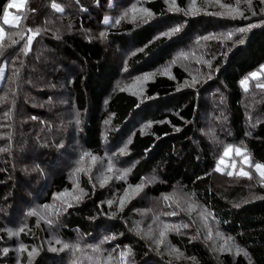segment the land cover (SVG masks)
Segmentation results:
<instances>
[{
  "label": "trees",
  "instance_id": "1",
  "mask_svg": "<svg viewBox=\"0 0 264 264\" xmlns=\"http://www.w3.org/2000/svg\"><path fill=\"white\" fill-rule=\"evenodd\" d=\"M8 2L0 0L6 30L0 46V148L7 149L0 151V250L9 252L0 254V264H16L20 243L29 251L38 248L32 264H72L74 258L78 264H119L125 245L132 249L128 264H264V185L254 168L264 163V89L256 86L264 78L250 80L247 92L239 84L264 64L260 0H195L202 11L188 16L169 12L170 0H26L15 26L2 23ZM188 2L175 4L186 9ZM220 4L238 7L243 16L210 14L219 13ZM133 5L150 9L153 17L133 21ZM249 23L256 26L231 40H198ZM177 24L179 33L159 35ZM29 29L40 34L25 55ZM144 73L153 75L143 89L130 90V80ZM228 145L246 150L254 178L215 171ZM84 153L90 155L81 160ZM109 161L114 172L101 187L90 167L107 171ZM36 165L43 172L33 171ZM81 167L85 171H76ZM124 168L130 169L126 178L117 179L116 170ZM142 180L143 191L118 211L124 189ZM74 184L76 194L83 189L87 195L57 215L61 200L54 194H71ZM107 200L116 203H100ZM32 209L37 214L27 215ZM142 210L157 226L179 230L169 231L165 245L157 247L136 228ZM169 211L176 215H164ZM197 215L202 227L192 222ZM21 227L18 236L8 235ZM112 234L116 238L101 244L99 253L87 247ZM54 237L79 243L81 251H50L62 247ZM237 247L248 256L237 255ZM173 248L183 255L177 258ZM19 258L28 264L27 252Z\"/></svg>",
  "mask_w": 264,
  "mask_h": 264
},
{
  "label": "snow or ice",
  "instance_id": "2",
  "mask_svg": "<svg viewBox=\"0 0 264 264\" xmlns=\"http://www.w3.org/2000/svg\"><path fill=\"white\" fill-rule=\"evenodd\" d=\"M168 2H169V0H166V3H168ZM216 2L220 3V0H216ZM248 2L250 3V0H248ZM25 3H26V0H12V3H11L10 6L11 7H15L17 9H22V8L25 7ZM99 3H100V0H97V4L98 5H99ZM260 3L262 5H264V0H260ZM52 7L54 9H56V11H58V12H63L64 11V9L60 5H58L56 3H53ZM220 7L228 9L229 10L228 15H230L232 19H236L237 18L236 15H233V13H239L240 16H243V12H240V9L238 7L237 8H233V6L231 4H220ZM168 11L169 12H181L182 11V12H184V14L186 16H188V15H197V14H199L200 9L197 8L195 0H191L190 5L186 9L179 8L175 4V0H170V7L168 8ZM262 11H264V9H262ZM131 12L133 13V16H132L133 21H136L137 19H140V20H143V21L146 22L147 20H149V19H151L153 17V13L151 12V10L148 9V8H144V7L137 8L135 5H133L132 8H131ZM137 13H139V16L136 15ZM210 14H212V15H225V13H210ZM125 15H127V13H125ZM253 15H256V13H253ZM244 18H246V17H244ZM20 19H21L20 16L12 15L8 11V6L5 7L4 12H3V24L4 25L15 26V25L18 24ZM119 22H120V20L117 19L116 23H119ZM103 23L106 24V25L109 23V17L108 16L104 17ZM185 23H186V21H185ZM261 23H264V19L261 20ZM255 26L256 25L249 23V24H247L244 27H240V28L235 29V30H229L226 33H220V34L208 33L206 36L198 37V40H209V39H216V38H219V37H223L225 39L231 40L233 35H235L236 32L244 34L247 31L251 30ZM181 30H182L181 29V25L177 24V25H175L173 27H169L166 31L160 32L159 35L162 36V37H172L175 34L179 33ZM28 31H29L30 34L27 35L26 43H25L24 47L21 50L25 55H27L28 52L31 50V46H32L34 38L37 35L40 34V30L39 29H37L35 31H33L32 29H29ZM104 35L105 34L103 32L100 33L101 37H104ZM5 36H6V33H5L4 28L0 27V46H2L3 41L5 40ZM8 38L11 40V36H9ZM238 42L239 43H243V39L241 38ZM11 43L15 44V43H17V41L16 40H11ZM139 51H143V49H139ZM206 63L208 65V67L211 69L212 65H211L210 61H206ZM4 73H5V67L4 66H0V78H3ZM151 75H153V74H150V73H144L143 74L145 79H147ZM261 77H264V64H261L259 66L258 70H255V71H252V72L248 73L244 78H242L239 81V84H240L241 88L245 92H247L248 89H249L250 80H259ZM208 78L211 79V74L210 73L208 75ZM69 83H71V81H69ZM197 83H198V81L195 78H193L192 85L194 86ZM256 86L258 88L264 89V83H257ZM51 102H52L51 98H49V103H51ZM137 107H139V105H137ZM31 119L39 120V117L33 116V117H31ZM259 122H260L259 120L256 121V123H259ZM41 123H44V121H41ZM75 123H76L77 126L80 123L78 115H77V118L75 120ZM106 123H107V121H106ZM252 126L255 127V124H253ZM176 131H179V129H176ZM250 134H251L250 132L246 133V135H250ZM128 143H131V141L129 140ZM60 146H62V145H60ZM127 147H128V144L126 143L123 147L119 148V150H118L119 154L120 155L126 154ZM6 150L7 149L0 148V151H6ZM145 151H147V149ZM232 151H233V146L232 145H228V147L224 151V156L230 155V153ZM234 151H235L236 156H241L243 154V152L246 151V150H244V149H242L240 147H236L234 149ZM89 155H90L89 153H84V155L81 156L80 159L83 160L85 156H89ZM91 159H92L93 162H95L96 157L92 156ZM223 163H224V159H223V157H221L220 161L215 166V171L223 172L224 169L221 167V165ZM243 163L244 164H249L250 163L248 155H243ZM254 168H255V171L260 176V183L262 185H264V163H256L254 165ZM88 170L90 171V169H88ZM33 171L43 172V170L40 169L39 165H36L35 168H33ZM76 171L83 172V171H85V169L81 167V168H77ZM116 171L119 172V175L116 176L117 179H125L127 174H128V172L130 171V169L129 168H124L122 170H116ZM107 172L108 173H113L114 172V165H113V163L111 161H109V163H108ZM227 175L229 177H232L234 175V173L232 171H229V172H227ZM236 175L239 176V177H248L249 179H251V173L249 171H245L243 167H241L239 169V171L236 173ZM111 178H112L111 176H106L105 179L101 180L100 186L103 187L104 184L107 183V181L109 179H111ZM197 179H200V177H197ZM144 187H145V182L143 180L140 183H137L135 185H128V187H126L124 189L123 195H121L119 197V200H118V211L122 212L124 207L126 206V204L132 198H134L135 196H138L140 194V192L143 191ZM76 189H78V184H74V190H73V192L71 194L69 193L68 190H65L62 193L54 194V199L59 198L61 200V207L55 209V212H56L57 215H60L61 212H67L68 209L71 208L74 203H79L84 198V196L87 195V193H84L83 189H79V193L80 194H76V191H75ZM93 189H95V185H93ZM69 196H70V199L68 198ZM164 199L166 201L169 200V196L168 195H164ZM100 203L101 204L107 203L109 205V207H111L114 203H116V201L107 200V201H100ZM177 206H179V204ZM43 207L47 209L50 206L44 205ZM193 208H194V205L190 204L188 206V210L189 211H191ZM36 214L37 213H36L35 209H32V210H30L27 213V215H36ZM164 215H166V216H174V215H176V212L175 211H169V212L164 213ZM209 215H210V213H209ZM204 218H205V220L207 219L206 216ZM93 219H94V217H93ZM47 222H48L49 225L53 224L52 220H48ZM183 227L187 228V227H189V225L185 224V225H183ZM172 230H177L178 231L179 230V226L172 225V224H169V223H163V227H162V229L159 232L160 239L155 241L157 247L159 246L160 243L163 242V239L166 237L167 233L169 231H172ZM23 231H24L23 227H21L18 231H13L12 229H8V235L10 237L14 236V235L18 236L19 233L23 232ZM137 234H139V232ZM149 235H150V233H149ZM217 235H220V233H217ZM115 238H116L115 234L106 235V236L103 237V240L100 242V244L87 245V247L92 249L93 252L99 253L101 251V244H103L104 242H107L109 240H113ZM54 239H55L56 244H62V247L59 248V249L56 248V247H50V251L57 252V251H63L65 249H69V250L73 251L74 256H75L76 252L81 251V245L79 243L69 244L67 242L61 241L57 237H54ZM229 239H231V237H229ZM117 247H119V245H117ZM16 251H17V254H18L17 255L16 264H21V261H20L19 257H20V255H22L25 252H27V255H28V264H32V261H33L34 257L39 254V250H38L37 247L33 246L31 248V250L29 251L28 246L25 245L24 243H20L18 245V248L16 249ZM229 251H231V249H229ZM242 251L244 252L245 256H248V253L246 251H244V249H241L239 247L236 248V254L237 255L240 252H242ZM8 252H9V248H7V247H5L2 250H0V254H2L4 256H6L8 254ZM172 252L177 253V258H180V256L183 255L182 253L179 252V249L173 248ZM131 254H132V249L129 246L125 245L124 249L119 252V264H128V257H130ZM92 259H93L92 257H89V260H92ZM108 260L111 261L112 257L109 256ZM72 264H78V261L74 258L73 261H72Z\"/></svg>",
  "mask_w": 264,
  "mask_h": 264
},
{
  "label": "rangeland",
  "instance_id": "3",
  "mask_svg": "<svg viewBox=\"0 0 264 264\" xmlns=\"http://www.w3.org/2000/svg\"><path fill=\"white\" fill-rule=\"evenodd\" d=\"M11 3H12V0H9V2L7 4L8 11L12 15H17V13L20 12V11H19V9H17L15 7H11L10 6ZM189 5H190V3L188 2V6ZM217 7L219 9V13H225V15H222V16H224V17L230 16V15H228V12H229L228 9L221 8L220 5H218ZM200 11H202V10H200ZM234 14H236V13H233V15ZM17 16H19V15H17ZM2 23H3V19H2ZM0 27H3V26H0ZM4 30H5V28H4ZM5 33H6V30H5ZM121 73H122L121 76L126 75L125 70H122ZM150 77H148V78H150ZM261 78H264V77H261ZM147 79L144 78L143 74L136 75V76H134V80H130V81H133V82L127 84V86L132 91H134V90H135V92L140 91L141 89H143V84L145 83V81ZM233 155H236L235 154V151H232L230 153V155L225 156L223 158L224 159V163L221 165V167L224 170H228V171H232V172H235V171L238 172L241 167H243L245 171H250L251 170V167H248L247 168L246 164L243 163V154L241 156H239V157H236L234 160H232V157H234ZM90 168L93 170V175H94V177H96L98 179L99 183L101 182V180L105 179V177L108 175V172L106 170H101L98 166H95V167L91 166ZM254 174H256V173L255 172L251 173V178H254L255 177ZM138 213H140L142 215V216H140V220L142 221V223H139V225L137 224L136 225V228L140 232L143 233V235L147 239V241H151L150 239H152L154 241V244H155V241L160 239L159 232H160V230L162 228L160 226H157V224L151 218H149L147 216L146 211H143L142 210V211H139ZM192 222H194L195 225H197V223L200 222L199 226L200 227L203 226V221L200 220V218H199L198 215L193 218ZM149 233H150V235H149ZM164 239H163V242L159 244V246L165 245ZM217 241H220V239H218ZM212 242L213 243H211L212 245L210 244V246L211 247H214L215 246V243H214L215 241H214L213 238H212ZM215 249L217 250V248H215ZM171 253L177 254V253H174L172 251H171Z\"/></svg>",
  "mask_w": 264,
  "mask_h": 264
}]
</instances>
